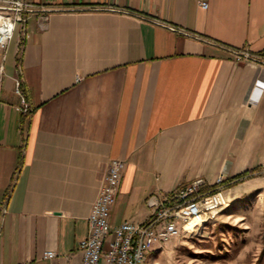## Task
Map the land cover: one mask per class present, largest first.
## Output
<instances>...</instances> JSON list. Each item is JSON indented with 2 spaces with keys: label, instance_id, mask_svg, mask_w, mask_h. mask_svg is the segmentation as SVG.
<instances>
[{
  "label": "crops",
  "instance_id": "obj_1",
  "mask_svg": "<svg viewBox=\"0 0 264 264\" xmlns=\"http://www.w3.org/2000/svg\"><path fill=\"white\" fill-rule=\"evenodd\" d=\"M31 1L1 54L0 264H81L113 158L111 227L198 177L264 182V0Z\"/></svg>",
  "mask_w": 264,
  "mask_h": 264
},
{
  "label": "built area",
  "instance_id": "obj_2",
  "mask_svg": "<svg viewBox=\"0 0 264 264\" xmlns=\"http://www.w3.org/2000/svg\"><path fill=\"white\" fill-rule=\"evenodd\" d=\"M201 6L207 8L208 3L203 1ZM45 10L43 5L31 0H0V89L4 73V55L1 54L16 28L23 30L31 14ZM158 23L193 35L181 27ZM232 51L236 57L256 62L263 58L246 50ZM17 91L20 93L19 82ZM18 109L28 112L30 105L23 99ZM124 168L125 162L120 158H113L109 162L99 193L88 214V234L78 242L82 252L81 264H147L151 252L161 248L166 241L196 231L206 222L214 220L230 204V198L223 189L226 183L223 174L217 176L213 185L198 177L164 198L150 196L147 203L152 213L145 221H123L111 227L109 211L117 198ZM54 255L53 250L44 252L45 258Z\"/></svg>",
  "mask_w": 264,
  "mask_h": 264
},
{
  "label": "rangeland",
  "instance_id": "obj_3",
  "mask_svg": "<svg viewBox=\"0 0 264 264\" xmlns=\"http://www.w3.org/2000/svg\"><path fill=\"white\" fill-rule=\"evenodd\" d=\"M249 181L228 190L226 179L230 204L196 231L166 241L147 264H264V182Z\"/></svg>",
  "mask_w": 264,
  "mask_h": 264
},
{
  "label": "trees",
  "instance_id": "obj_4",
  "mask_svg": "<svg viewBox=\"0 0 264 264\" xmlns=\"http://www.w3.org/2000/svg\"><path fill=\"white\" fill-rule=\"evenodd\" d=\"M246 173H248V171H247V172H244V174H246ZM244 174H243V175H244Z\"/></svg>",
  "mask_w": 264,
  "mask_h": 264
}]
</instances>
